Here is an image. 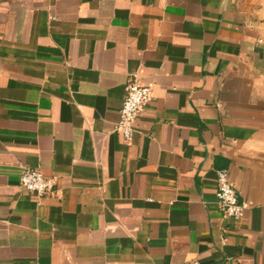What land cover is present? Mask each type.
<instances>
[{
  "label": "crops",
  "instance_id": "1",
  "mask_svg": "<svg viewBox=\"0 0 264 264\" xmlns=\"http://www.w3.org/2000/svg\"><path fill=\"white\" fill-rule=\"evenodd\" d=\"M194 260L264 264V0H0V264Z\"/></svg>",
  "mask_w": 264,
  "mask_h": 264
},
{
  "label": "built area",
  "instance_id": "2",
  "mask_svg": "<svg viewBox=\"0 0 264 264\" xmlns=\"http://www.w3.org/2000/svg\"><path fill=\"white\" fill-rule=\"evenodd\" d=\"M151 99L150 86L139 84L137 81L128 84L126 98L120 111V120L116 125V129L125 141L131 140L137 131L136 123ZM56 182V176H46L40 170L28 168L21 170L20 183L28 191L45 194L54 188ZM216 196L224 219L239 222L245 218L249 204L240 201L230 171L226 168L217 171ZM192 264L202 263L194 260Z\"/></svg>",
  "mask_w": 264,
  "mask_h": 264
}]
</instances>
